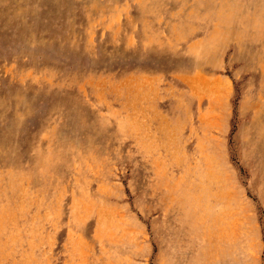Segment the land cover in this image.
Wrapping results in <instances>:
<instances>
[{
  "label": "rangeland",
  "instance_id": "374dc122",
  "mask_svg": "<svg viewBox=\"0 0 264 264\" xmlns=\"http://www.w3.org/2000/svg\"><path fill=\"white\" fill-rule=\"evenodd\" d=\"M0 264H264V0H0Z\"/></svg>",
  "mask_w": 264,
  "mask_h": 264
},
{
  "label": "bare ground",
  "instance_id": "6f19581e",
  "mask_svg": "<svg viewBox=\"0 0 264 264\" xmlns=\"http://www.w3.org/2000/svg\"><path fill=\"white\" fill-rule=\"evenodd\" d=\"M74 162V161H73ZM73 177V176H72ZM228 227V226H227ZM221 249V248H220Z\"/></svg>",
  "mask_w": 264,
  "mask_h": 264
}]
</instances>
